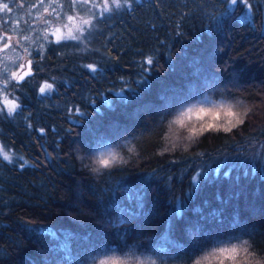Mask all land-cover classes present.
Listing matches in <instances>:
<instances>
[{
  "label": "trees",
  "instance_id": "16d2710c",
  "mask_svg": "<svg viewBox=\"0 0 264 264\" xmlns=\"http://www.w3.org/2000/svg\"><path fill=\"white\" fill-rule=\"evenodd\" d=\"M14 1L2 0L17 24L0 26L16 43L5 35L2 48L30 58L32 75L9 77L16 109L0 110V264L136 249L189 264L238 238L264 264V5L249 0L241 19L227 0H133L103 11L83 40L55 42L51 9L33 11L44 0ZM44 81L52 89L40 93ZM204 96L253 112L166 149L176 108ZM101 147L120 157L93 164Z\"/></svg>",
  "mask_w": 264,
  "mask_h": 264
},
{
  "label": "rangeland",
  "instance_id": "374dc122",
  "mask_svg": "<svg viewBox=\"0 0 264 264\" xmlns=\"http://www.w3.org/2000/svg\"><path fill=\"white\" fill-rule=\"evenodd\" d=\"M53 1V2H52ZM55 1V3H54ZM133 1V0H132ZM136 1V0H134ZM44 6H38L33 9L36 13L44 14L45 9H51L50 13H46L48 22L51 23V39L52 41L58 42L57 37L59 36V41H77L79 39H84L85 36L91 32L95 31L97 26V18L103 11L117 8L113 3V0H108L107 5L105 0H75L73 1V7L63 8L65 2L63 0H44ZM121 6H124V0H120ZM77 6H76V4ZM242 5L241 19H250L251 9L247 6ZM239 3L236 6L239 7ZM75 5V6H74ZM63 8V9H62ZM61 10H64L61 14V19H59V14ZM55 16L51 20V18ZM37 16L36 18H39ZM72 17V19H69ZM59 30V31H58ZM69 32L72 35L77 36L79 39L72 40L69 36ZM16 43V40L11 38H6V41ZM3 42L0 38V48ZM29 61V68L26 66V62ZM26 69L32 70L31 59L25 58V55H21L19 51L8 52L5 50H0V110H6L8 113H13L16 109L11 105L7 104L5 101H14L13 89L9 88V77L13 80L17 79L18 74ZM14 73L16 75H14ZM32 73L26 77H30ZM25 79V78H24ZM45 88V92L50 91L52 88L46 87L50 85L49 82H41L40 84ZM7 86V87H6ZM44 92V93H45ZM3 105V106H1ZM11 108V111L9 109ZM253 105L249 103L240 102L237 100H226L223 98L213 99L209 96H204L196 99L192 102H187L180 107L176 108L172 117L170 118L167 126V130L164 136V146L166 149H175L187 147L193 143V141L203 132L211 129H222L227 130L235 127L238 123L246 120L251 116L253 112ZM191 109V114L188 116H183ZM200 109L206 110L205 113H201ZM208 110H211L217 115L206 114ZM183 118L184 123H177L178 118ZM208 125H212L209 127ZM0 154L2 158H10L9 152L7 153L0 146ZM91 157V162L97 166H103L105 164L101 163L102 160L109 161L108 164L113 163L117 160L120 155L113 149L107 147H101L93 152L89 153ZM238 243L240 251L236 255L235 260L229 259L228 257H223L225 264H262L259 262L258 257L249 253L246 245L241 241L227 240L222 243L217 244L215 247L208 248L206 251L201 253L193 259L189 264H195L197 260L200 264H219L214 256L210 255L218 247L229 246L230 244ZM246 250V251H245ZM140 250H132L126 252H106L97 253L90 257V260L86 264H99L100 260L106 258H118L121 264H181L180 262L162 261L157 260L151 255L139 252ZM45 264H59L58 258H52L48 263Z\"/></svg>",
  "mask_w": 264,
  "mask_h": 264
},
{
  "label": "snow or ice",
  "instance_id": "6c2138e0",
  "mask_svg": "<svg viewBox=\"0 0 264 264\" xmlns=\"http://www.w3.org/2000/svg\"><path fill=\"white\" fill-rule=\"evenodd\" d=\"M107 2L108 0H105V4L107 5ZM257 2L259 4H262L264 5V0H257ZM113 3L116 5L117 8H120L121 7V2L120 0H113ZM227 3H228V6L229 8L232 7V6H236L238 3H242L243 5L247 6V8H251L252 7V4L249 3V0H227ZM124 6H126L128 8L129 11H131L132 9V0H124ZM12 8L9 6V3H4L2 2V0H0V12H3V11H7V12H12ZM69 19H72V17H69ZM59 31V30H58ZM69 36L72 40H77L79 39L77 36H74L71 34V32H69ZM59 36L57 37V40L59 41ZM5 47H7V44H5ZM147 64L148 65H152L153 64V61L151 58H149L147 60ZM91 71H95V69L92 68L91 65H88L87 66ZM14 75H16L14 73ZM22 79V78H21ZM46 87L48 88H51L52 85H47ZM40 93H44L45 92V88L44 87H41L40 88ZM7 104L11 105L12 107H15V101H5ZM9 111H11V108L9 109ZM191 109L188 110L187 113H184L183 116H188L191 114ZM206 110L204 109H200V112L201 113H205ZM206 114H210V115H217L216 113H213L211 110H208ZM177 123H180V124H183L184 123V120L183 118H178ZM209 127H211L212 125H208ZM44 129L41 128L39 129V132L41 134L44 133ZM7 159V156L5 157ZM101 163L107 165L109 163V161L107 160H102ZM24 164H21L19 167L21 169L24 168ZM238 241H240V238L237 239ZM242 243L244 244H247V241H242ZM240 251V248H239V244L238 243H233V244H230L229 246H222V247H218L214 250L213 253H211L210 255L214 256L215 259L219 262V264H225V260L223 257H228L229 259H233L235 260V257L236 255L239 253ZM246 251V250H245ZM99 264H121V262L119 261L118 258H106V259H102L100 260ZM195 264H200V261L197 260L195 262Z\"/></svg>",
  "mask_w": 264,
  "mask_h": 264
},
{
  "label": "flooded vegetation",
  "instance_id": "af4514ba",
  "mask_svg": "<svg viewBox=\"0 0 264 264\" xmlns=\"http://www.w3.org/2000/svg\"><path fill=\"white\" fill-rule=\"evenodd\" d=\"M24 3L25 5H28L30 7L34 6L37 2V0H15L13 2L14 5L16 4H20V3ZM39 2V1H38ZM53 2V1H52ZM21 3V4H22ZM6 18H8V20H6ZM3 20H6L5 23H12L13 25H16L17 24V19H15L14 17H10L8 15H6V12L3 11L2 14H0V24L3 23L4 21ZM44 34L46 35V37H50L51 36V31L50 32H44ZM6 35V38H11V39H14L16 36L14 34H11V33H4L1 26H0V37H4ZM3 50L2 46L0 48V50Z\"/></svg>",
  "mask_w": 264,
  "mask_h": 264
},
{
  "label": "water",
  "instance_id": "95a60500",
  "mask_svg": "<svg viewBox=\"0 0 264 264\" xmlns=\"http://www.w3.org/2000/svg\"><path fill=\"white\" fill-rule=\"evenodd\" d=\"M27 68H29V61L26 62ZM32 71L29 69H26L18 74L17 81L23 80L26 76L30 75ZM22 78V79H21Z\"/></svg>",
  "mask_w": 264,
  "mask_h": 264
}]
</instances>
